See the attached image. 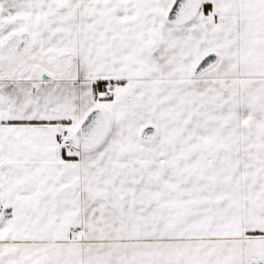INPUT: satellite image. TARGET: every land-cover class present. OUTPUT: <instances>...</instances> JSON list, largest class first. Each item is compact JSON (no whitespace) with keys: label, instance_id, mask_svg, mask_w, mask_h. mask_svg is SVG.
Instances as JSON below:
<instances>
[{"label":"snow or ice","instance_id":"1","mask_svg":"<svg viewBox=\"0 0 264 264\" xmlns=\"http://www.w3.org/2000/svg\"><path fill=\"white\" fill-rule=\"evenodd\" d=\"M0 264H264V0H0Z\"/></svg>","mask_w":264,"mask_h":264}]
</instances>
